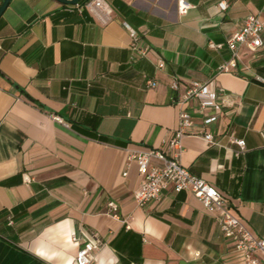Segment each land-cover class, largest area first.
<instances>
[{
  "label": "crops",
  "instance_id": "obj_1",
  "mask_svg": "<svg viewBox=\"0 0 264 264\" xmlns=\"http://www.w3.org/2000/svg\"><path fill=\"white\" fill-rule=\"evenodd\" d=\"M184 1L191 8L181 15L177 0H102L103 22V10L10 0L0 16V264H74L73 234L101 243L97 264H246L189 191L134 200L140 177L128 156L164 149L174 100L210 80L215 119L203 123L197 100L188 110L192 129L217 144L182 137L180 163L264 240V44L218 72L231 57L227 40L263 0H227L225 11L219 0ZM124 23L145 55L131 49Z\"/></svg>",
  "mask_w": 264,
  "mask_h": 264
},
{
  "label": "built area",
  "instance_id": "obj_2",
  "mask_svg": "<svg viewBox=\"0 0 264 264\" xmlns=\"http://www.w3.org/2000/svg\"><path fill=\"white\" fill-rule=\"evenodd\" d=\"M221 11L227 8V0H219L217 4ZM71 8L80 9L85 7L92 12L103 10L106 17H98L104 22L110 11L105 10L102 0H88L84 4L70 6ZM191 8V5L184 0H177V11L183 15ZM127 29L133 50L139 51L141 55H145L148 51L147 47H137V33L131 29L126 23L123 24ZM264 44V0L260 11L257 14L247 16L240 29L235 31L227 40L226 45L231 53L228 61L222 63L218 67V72H231L236 69L239 53L243 50L255 52ZM214 47L213 44H210ZM163 67L162 63L158 64V68ZM260 83H264V77H256ZM214 81H206L203 83L192 82L185 85L184 91L174 100V104L178 108V120L174 135L168 140L164 149L154 150L148 149L139 154H131L128 156V163L135 162L140 177L138 187L134 192V200L140 207L146 205L150 201H159L162 191L167 187L175 192L189 191L201 203L203 209L212 214L217 222L224 237L231 241L234 249L243 254L246 264H259V255L264 254V240L255 237L245 227V225L229 210L227 206V197L215 186L205 180L191 174L187 168L180 163V140L184 136L202 137L208 145L217 144L213 135L205 132L203 129L193 130L194 121L188 105L192 100L198 101L197 112L204 117L203 123H211L214 115H207L210 108L217 109V103L210 91ZM152 80H146L147 88L154 87ZM180 83L174 79L170 83V89L177 92L180 89ZM52 119L61 123L65 127L68 125L58 117L52 116ZM237 145L239 150L244 149L243 140H231ZM151 159H155L161 163L160 166L151 163ZM126 173H124V176ZM26 182L28 179H24ZM108 207L115 216L117 213V205L109 202ZM70 241L77 247L74 264H97L95 260L96 252L101 248V243L93 239H82L73 234Z\"/></svg>",
  "mask_w": 264,
  "mask_h": 264
},
{
  "label": "water",
  "instance_id": "obj_3",
  "mask_svg": "<svg viewBox=\"0 0 264 264\" xmlns=\"http://www.w3.org/2000/svg\"><path fill=\"white\" fill-rule=\"evenodd\" d=\"M59 3L66 5V6H75L77 4H79V2L81 0H56ZM10 0H3L1 5H0V16L2 15V13L4 12V10L6 9V7L8 6Z\"/></svg>",
  "mask_w": 264,
  "mask_h": 264
},
{
  "label": "trees",
  "instance_id": "obj_4",
  "mask_svg": "<svg viewBox=\"0 0 264 264\" xmlns=\"http://www.w3.org/2000/svg\"><path fill=\"white\" fill-rule=\"evenodd\" d=\"M86 1H88V0H81L80 2H79V4L81 5V4H84Z\"/></svg>",
  "mask_w": 264,
  "mask_h": 264
}]
</instances>
